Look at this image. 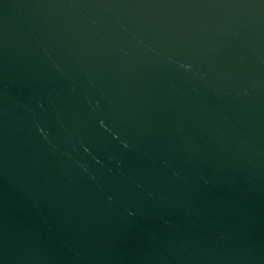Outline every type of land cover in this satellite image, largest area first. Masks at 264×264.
<instances>
[{"label":"water","instance_id":"obj_1","mask_svg":"<svg viewBox=\"0 0 264 264\" xmlns=\"http://www.w3.org/2000/svg\"><path fill=\"white\" fill-rule=\"evenodd\" d=\"M0 264H264V0H0Z\"/></svg>","mask_w":264,"mask_h":264}]
</instances>
